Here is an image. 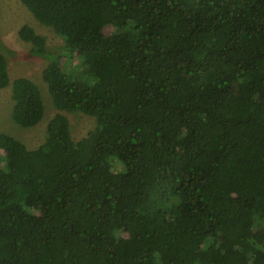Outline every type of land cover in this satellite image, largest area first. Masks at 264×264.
<instances>
[{"label":"trees","instance_id":"obj_1","mask_svg":"<svg viewBox=\"0 0 264 264\" xmlns=\"http://www.w3.org/2000/svg\"><path fill=\"white\" fill-rule=\"evenodd\" d=\"M20 1L64 45L18 30L58 112L34 149L0 132V264H264V0ZM9 86L35 126L0 52Z\"/></svg>","mask_w":264,"mask_h":264},{"label":"rangeland","instance_id":"obj_2","mask_svg":"<svg viewBox=\"0 0 264 264\" xmlns=\"http://www.w3.org/2000/svg\"><path fill=\"white\" fill-rule=\"evenodd\" d=\"M24 24L33 27L45 38L46 45L56 52L61 51L64 40L54 32L52 27L39 22L20 0H0V52L7 54L9 77L11 80L19 76L31 79L38 86L44 103V113L39 123L25 128L12 120L10 86L0 89V132L7 133L25 143L29 149H34L44 141L46 125L58 110L51 102V96L46 89L47 84L42 79V70L48 60L29 58L27 51L31 44L23 41L18 35L19 28ZM108 29L105 32H108ZM62 113L68 118L70 134L75 141L84 137L95 127V119L90 115L80 111H63Z\"/></svg>","mask_w":264,"mask_h":264}]
</instances>
